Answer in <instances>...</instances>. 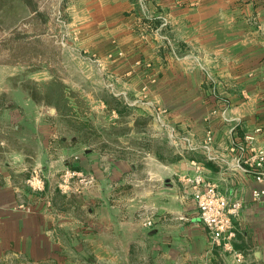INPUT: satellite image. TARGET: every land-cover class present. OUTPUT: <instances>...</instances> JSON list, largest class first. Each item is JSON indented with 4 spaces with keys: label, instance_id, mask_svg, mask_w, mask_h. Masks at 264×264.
<instances>
[{
    "label": "crops",
    "instance_id": "obj_1",
    "mask_svg": "<svg viewBox=\"0 0 264 264\" xmlns=\"http://www.w3.org/2000/svg\"><path fill=\"white\" fill-rule=\"evenodd\" d=\"M65 2L101 87L89 96L79 86L80 96L96 101L103 123L94 140L84 136L88 122L65 126L72 137L62 139L41 107L17 109L11 134L0 124V264H220L223 255L264 264V195L253 194L264 181L241 169L254 150L239 148L260 128L254 146L264 149V0ZM55 113L87 116L71 101ZM196 163L241 203L233 247L242 261L210 241L182 180ZM67 167L93 173L97 184L63 193L57 181ZM36 170L41 189L27 183Z\"/></svg>",
    "mask_w": 264,
    "mask_h": 264
},
{
    "label": "rangeland",
    "instance_id": "obj_2",
    "mask_svg": "<svg viewBox=\"0 0 264 264\" xmlns=\"http://www.w3.org/2000/svg\"><path fill=\"white\" fill-rule=\"evenodd\" d=\"M65 1L0 0V124L8 125L9 134L21 121L16 111L20 108H44L40 117L56 120L57 135L63 134L62 139L72 137V131L65 126L90 122L92 127L84 136L90 133L94 140L95 123H103V117L95 115L96 101L80 96L79 86L84 89L82 95L86 92L89 96L100 94L101 87L91 82L96 58L81 49L75 27L70 25L74 10ZM80 62L92 64V68L82 70ZM67 78L76 86L64 83ZM63 92H69L71 99L56 97ZM69 101L77 107L81 105L87 116L80 119L78 115H56V109L67 106ZM53 142L59 146L60 140ZM223 257L220 264H233Z\"/></svg>",
    "mask_w": 264,
    "mask_h": 264
},
{
    "label": "built area",
    "instance_id": "obj_3",
    "mask_svg": "<svg viewBox=\"0 0 264 264\" xmlns=\"http://www.w3.org/2000/svg\"><path fill=\"white\" fill-rule=\"evenodd\" d=\"M156 118L158 120L162 119L161 111L157 113ZM170 129L173 133L177 131L174 127ZM260 131V128H256L253 132L246 133L239 141V148L243 152L248 147L254 150V155L245 160V164L241 165V169L245 172H252L258 181H264V149H258L254 146L256 135ZM185 140L189 144L188 147L191 148L190 138L185 136ZM207 141L209 143L212 142L211 132H209ZM209 143L206 144V147L209 146ZM201 168L200 163H196L195 171L183 176L182 180L189 183L192 188L199 217L208 229L211 243L233 251L237 255L238 260L242 261L243 255L233 247V239L236 235L233 218L239 212L241 203L239 201L231 202L215 184L205 178ZM27 183L32 188L41 189L43 179L40 171H34L27 179ZM96 184L97 180L93 173L69 167L59 173L57 181L59 190L65 194L82 193ZM253 194L255 198L259 199L264 195V189H256ZM145 225L148 227L153 226V220L147 218Z\"/></svg>",
    "mask_w": 264,
    "mask_h": 264
},
{
    "label": "trees",
    "instance_id": "obj_4",
    "mask_svg": "<svg viewBox=\"0 0 264 264\" xmlns=\"http://www.w3.org/2000/svg\"><path fill=\"white\" fill-rule=\"evenodd\" d=\"M106 100V102L107 103H109V104H114V100L112 99V98H108V99H105ZM116 105H118L117 103H116ZM90 122H88L87 123V125H88V128H91L92 126H91V124H89Z\"/></svg>",
    "mask_w": 264,
    "mask_h": 264
}]
</instances>
